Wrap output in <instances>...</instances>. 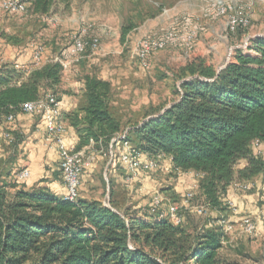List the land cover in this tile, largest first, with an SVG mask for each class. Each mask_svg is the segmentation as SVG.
<instances>
[{
	"label": "trees",
	"instance_id": "16d2710c",
	"mask_svg": "<svg viewBox=\"0 0 264 264\" xmlns=\"http://www.w3.org/2000/svg\"><path fill=\"white\" fill-rule=\"evenodd\" d=\"M28 1L36 15L53 12V0ZM250 43L253 55L238 49L220 71L204 63L181 68L169 107L124 129L126 141L144 155L167 158L176 173L197 174L198 194L210 212L227 211L228 188L264 171L263 157L253 150L254 142L264 145V38ZM62 72L52 62L24 78L14 65H4L0 119L20 114L23 104L43 94L56 96ZM110 97L108 82L86 77L85 105L65 117L78 137L75 151H109L121 133ZM18 171L0 169V264H239L220 254L225 233L215 224L218 218L204 227L186 216L178 226L155 221L148 211L142 218L129 216L111 201H70L45 185L27 186L16 179Z\"/></svg>",
	"mask_w": 264,
	"mask_h": 264
},
{
	"label": "rangeland",
	"instance_id": "374dc122",
	"mask_svg": "<svg viewBox=\"0 0 264 264\" xmlns=\"http://www.w3.org/2000/svg\"><path fill=\"white\" fill-rule=\"evenodd\" d=\"M9 2H19L24 6V11L17 15L6 13L2 7ZM214 2L215 0H53V12L43 16L33 13L28 0H0V41L20 45L26 53L29 50L27 48L35 44L37 34H43L49 39L52 53L56 54L57 51L61 53L66 50L72 34L89 26L86 38L97 37L101 51L95 56L87 52L80 67H84L90 77L99 79L102 76V80L109 83L111 113L119 117L122 132L147 113L165 108L176 99L180 78L183 76L181 68L204 63L217 71L233 59V54L238 49L245 55L254 54L248 47L252 39L264 38V0H221L220 6L232 8L224 15L216 14ZM239 15L247 20L246 25L230 31L227 27L229 18ZM4 26L10 28V33L3 29ZM124 28L129 29L124 41H121ZM100 32H103V36ZM191 33L193 36L187 41L186 38ZM168 35L173 36V41L167 42L164 49L152 53L144 61L145 66L142 65L135 55L137 46L143 40L163 41ZM247 38V46L243 49ZM30 49L33 51L32 58L40 53V50L35 53L32 47ZM91 61L92 63H88ZM117 104L119 116L115 110ZM8 150L10 147L0 140V155ZM85 155L93 156L94 161L85 168L77 195L102 202L111 201L118 211L125 213L130 209L131 212V189L125 183V177L123 178V166L120 163L115 166V158L111 160L109 151L90 147ZM3 163L0 158V169L5 172L8 168ZM113 172L119 173L123 183L120 179L116 181ZM166 176L177 178L172 174ZM160 186L164 189L166 184L162 183ZM155 190L159 192L158 187ZM188 192L194 194L191 206L204 208L197 188H191ZM151 195L153 194L148 192L143 199L147 200L143 206L145 212ZM161 197L162 208L173 204L166 197ZM228 212L206 210L203 215H186L182 210L181 214L186 216L185 220L204 227L223 216L233 225V230L224 235L221 256L239 264H264V222L259 228L256 225L253 236H247L239 229V222H231ZM245 216L254 221V216L250 213Z\"/></svg>",
	"mask_w": 264,
	"mask_h": 264
},
{
	"label": "crops",
	"instance_id": "0c3cea01",
	"mask_svg": "<svg viewBox=\"0 0 264 264\" xmlns=\"http://www.w3.org/2000/svg\"><path fill=\"white\" fill-rule=\"evenodd\" d=\"M3 29L9 31V33L11 31L8 30L10 28H7V26H4ZM86 35L88 36V33ZM100 35L103 36V32H100ZM47 39L48 38L45 35L37 34L34 40L35 44H31L29 48H27L29 50L26 53V50L21 48L20 45H9L0 41V70L6 64L18 65L33 70V51L30 47L35 50V53L38 52L37 50H40V67L54 62L57 58H61L63 55L60 51H57L58 53L56 54L52 53V47L49 46V39ZM82 62L83 61L81 60L79 63L72 64L68 69L63 70L60 84L55 89L59 101L62 122L66 126L65 143L72 149H75L78 143V137L76 132L68 125L65 117L82 108L86 103L85 79L90 75L84 70V67H80V63ZM88 63H92V61ZM99 79L102 80V76H100ZM115 106V110H117L116 114L119 116V105L117 104ZM114 116L119 120V117L116 115ZM9 131L13 136L12 143L7 144L0 137V140L4 142L6 146L10 147V150L5 151V153L0 155V158L4 162V166L12 172L15 170L27 169L30 173L29 178L26 180L27 186L35 184L40 186L45 185L56 194L65 195V187L63 183L60 182L58 157L55 146L51 143L45 142V131L39 118L18 114L15 116L13 123L10 124ZM262 149L261 156L264 160V145L262 146ZM118 153L119 147H115V159L113 158L115 166H119V161L117 159ZM11 163H13L12 166H10ZM123 169L124 178L126 170L124 167ZM166 174H172V176H176L177 178H168ZM112 175L116 181H119L120 179L121 183H123V178L119 177V173L113 172ZM165 179H167V181H165ZM198 179L199 176L192 172H174L169 160L167 158H161L157 170H153L149 173H140L134 184L129 186L131 189L130 200L132 202H130V205L132 208L131 212L130 209L127 211L128 215L131 216L134 214V216L142 218V214L145 212L143 206L146 204L145 201H147L143 199L148 192L153 194L157 187L158 191L162 196L167 198L169 203L179 204L182 197L189 189L197 188L195 183H197ZM41 180H44L45 183H41ZM162 183L166 184L164 189H161L163 188L160 186ZM249 184L250 190L248 192L234 190L232 186L228 188L225 199L226 205H232L235 210H232L227 206V212L229 211L228 213L232 218V223H238L242 217L250 213L254 216V221L259 228L264 222V171L260 175L254 177ZM78 198L97 200L89 199L84 195H78ZM151 198L152 197H150V199Z\"/></svg>",
	"mask_w": 264,
	"mask_h": 264
},
{
	"label": "built area",
	"instance_id": "2783aa9c",
	"mask_svg": "<svg viewBox=\"0 0 264 264\" xmlns=\"http://www.w3.org/2000/svg\"><path fill=\"white\" fill-rule=\"evenodd\" d=\"M221 0H215L216 14L224 15L232 10L231 7L220 6ZM3 10L11 15H17L24 11V6L19 2H9L4 4ZM236 14L237 12L234 11ZM247 20L242 18L241 15L237 17H230L227 22V27L230 31H234L241 25H246ZM89 26L80 28L74 34L70 36V44L67 50L62 52V57L57 58L55 62L62 66L63 70L68 69L72 64L79 63L83 56L89 52L91 55H98L101 51L100 42L97 37L86 38ZM193 33L187 36L186 40L190 41ZM185 40V39H184ZM182 40V41H184ZM247 38L242 46L244 49L247 46ZM173 36L168 35L163 41H146L143 40L136 48L135 55L140 60L141 64L145 66V60L154 52L164 49L167 42H172ZM64 55L65 58H64ZM67 57V58H66ZM33 66L40 68L41 59L39 54H35L33 57ZM14 68L23 74V77H27L32 69H28L22 66L14 65ZM20 114L33 116L39 118L45 131V142L51 143L55 146L56 154L58 157V167L61 174V180L66 190V198L73 201L78 198L77 190L79 188L83 173L86 167L91 165L94 161V157H87V149L81 151H75L68 147L65 143L66 126L62 122L59 101L57 97L52 93L43 94L34 102L25 103L20 108ZM15 116L9 115L4 119H0L6 125L13 123ZM126 132L124 130L111 140L109 146V155L111 159L115 157L114 148L119 147V153L117 159L119 163L125 168V183L128 186L134 184L140 173H149L153 170H157L159 167V161L162 157L150 158L144 155L140 150L133 148L126 141ZM0 137L7 143L13 142V136L9 131V128L3 129L0 127ZM253 150L257 155H262V151L258 142H254ZM30 176L27 169H21L16 173V179L20 182L26 181ZM234 190L240 192H248L250 190L249 183H233L231 185ZM194 194L191 192L186 193L179 204H168L162 208L163 199L159 192L155 191L152 195L148 213L152 215L155 221L166 219L173 225L178 226L182 223L183 218L181 211H188L190 214L203 215L205 208H198L191 206ZM229 208L235 210L232 205H228ZM123 218V217H122ZM216 225L221 228L224 233H229L233 230V225L226 220L223 216L219 217L216 221ZM256 223L252 218L244 216L239 221V229L247 236H253L256 232ZM129 248H131L129 246Z\"/></svg>",
	"mask_w": 264,
	"mask_h": 264
},
{
	"label": "water",
	"instance_id": "95a60500",
	"mask_svg": "<svg viewBox=\"0 0 264 264\" xmlns=\"http://www.w3.org/2000/svg\"><path fill=\"white\" fill-rule=\"evenodd\" d=\"M227 63H229V62H227ZM227 63H225V65H226ZM222 68H224V66H223ZM222 68H220L218 71H220ZM169 105H170V104H169ZM169 105H167V106L165 107V109H167V108L169 107ZM163 111H164V110H163ZM163 111H162V112H163ZM162 112H161V113H162ZM103 204H104L105 206H108L107 202H105V201L103 202Z\"/></svg>",
	"mask_w": 264,
	"mask_h": 264
}]
</instances>
